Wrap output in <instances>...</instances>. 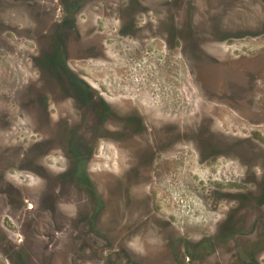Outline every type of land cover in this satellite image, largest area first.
Returning a JSON list of instances; mask_svg holds the SVG:
<instances>
[{
    "label": "rangeland",
    "instance_id": "374dc122",
    "mask_svg": "<svg viewBox=\"0 0 264 264\" xmlns=\"http://www.w3.org/2000/svg\"><path fill=\"white\" fill-rule=\"evenodd\" d=\"M88 7L81 14L77 31L69 33L67 52L55 49L60 45L55 43L58 38L43 34L42 30L50 24L53 32L55 29L54 21L45 15L21 21L25 17L19 13L20 32L34 29V34L12 38L6 32L3 36L0 33V82H5L0 91V172L17 182L20 189L29 190L31 200H37L48 178L70 170L102 208L98 220L100 236L119 245L141 264H166L169 255L192 253L190 245L180 244L183 239L197 242L230 235L226 230L233 227L235 233L245 222L264 223V212L251 211L253 205L261 206L254 201L244 199L239 207L228 198L226 204L220 203L218 211L214 198L199 197L187 182H146L143 176L140 179L143 132L135 130V117L120 111L122 114L103 121L102 113L96 112L93 105L77 106L76 98L86 93L82 86L77 88L64 81L68 78L64 69L68 67L86 79L94 93L108 97L123 94L124 100L115 105L119 109L143 110L145 100L154 108L157 103L152 97L163 90L169 107L177 100L180 109L188 110L194 100L196 106L203 104L202 81L212 85L219 77V69L207 51L220 45L221 38H208L204 32L209 33L216 21L222 24L221 29L238 30L240 16L248 19L260 11V17L251 22L258 28L233 33L241 37L223 38L226 42L221 45L234 46L239 51H264V2L180 0L176 6L171 0H95V5ZM5 14L8 13L0 6V16ZM171 15H177L180 37L174 64L162 60L167 67L161 85L157 83V55L165 54L166 40L171 42L172 38H155L152 34L148 37L143 31L171 30ZM120 31L133 32L137 37H111ZM48 53L51 59L56 55L60 58L58 64L54 59L51 63L46 61V56L50 58ZM98 53L102 55L100 59L96 58ZM113 57H119L120 65L109 63ZM172 70L179 72L174 82ZM11 93L15 96L8 102L7 95ZM187 119L180 118V123ZM220 120L232 124L233 117L228 114L215 118L218 124ZM241 121L243 132H253L259 141H264V126L253 127L245 119ZM117 126L127 128L120 131ZM254 152L244 149L243 161L250 162ZM211 163H216L212 169L218 170L221 163L229 167L231 161L216 159ZM195 177L201 176L196 173ZM41 197L46 205L44 194ZM70 201L63 212L67 220L79 215L80 207L73 198ZM154 207L162 217L149 215ZM248 226L249 223L245 225ZM33 263L38 264L28 262ZM0 264L12 263L0 256Z\"/></svg>",
    "mask_w": 264,
    "mask_h": 264
},
{
    "label": "flooded vegetation",
    "instance_id": "af4514ba",
    "mask_svg": "<svg viewBox=\"0 0 264 264\" xmlns=\"http://www.w3.org/2000/svg\"><path fill=\"white\" fill-rule=\"evenodd\" d=\"M179 1L171 0L176 6ZM93 3L95 5V0H0L1 8L8 13L0 16V33L3 36L6 32L12 38L28 36L35 30L23 29L20 32L19 13L22 12L25 17L21 21H30L39 14L45 15L50 21H54L55 29L53 32L50 24L48 29L42 30L43 34L58 38L55 43L60 45L55 46V49L58 47L60 52H67L69 33L77 31L81 14ZM259 14L260 11L252 13L248 19L240 16L238 21L242 23L238 30L221 29L222 24L216 21L209 33L204 32L208 38H221L218 41L220 45L207 51L219 69V77L212 85H206L202 81L204 94L200 95V102L203 104L196 106L194 100L187 107L188 110L180 109L177 100L175 105L169 107L165 101L167 97L162 94L163 90H160L156 98L152 97L157 103L154 108L145 100L143 110H121L115 105L124 100L123 94L108 97L94 93L86 79L68 67L64 69L66 75L68 74L64 81L77 88L82 86L81 90L84 89L86 93H82L80 99L76 98L77 106L93 105L96 112L102 113L103 121L112 119L113 115L122 114L120 111L135 117L138 121L135 130L143 132V174L138 175L140 179L143 176V181L176 183L181 180L187 182L192 192L199 197L208 200L214 198L215 210H218L220 203L226 204L229 198L232 202L236 201L239 207L244 199L254 201L261 206L253 205L251 211L264 212V141H259V137L253 132L248 135L243 132L241 121L245 119L253 127L264 126V51H239L237 47L221 45L226 42L223 38L241 37L236 34L234 36L233 33L258 28L251 22L256 21ZM192 16L190 15L191 19H194ZM171 21V30L143 31L148 37L152 34L150 36L155 38L163 39L165 35L172 38L171 42L166 40L165 54L161 52L157 55L156 69H160L157 83L161 85L164 79L163 70L167 67L164 64L173 62L176 58L180 37L177 15H171ZM247 22L249 25L243 26ZM133 34L135 33L120 31L118 35L112 33L111 37H137ZM140 42L143 43V40ZM50 53V58L46 56V61L51 63L54 59L55 65L58 64L60 58L56 55L51 59ZM142 53L144 51L141 50ZM96 56L97 59L102 57L99 53ZM163 58L166 60L164 63ZM118 59L119 57H113L109 63L119 64ZM172 72V81H177L179 72ZM227 76H230L228 82H224ZM3 85L5 82H0L1 92ZM7 96L9 102L15 95L11 93ZM228 114L233 117L232 124L224 120H220V124L215 121L217 116ZM0 116L3 114L0 113ZM180 118L188 119L181 124ZM116 128L121 131L127 127ZM244 149L247 152L256 151L250 162L243 161ZM216 159H229L231 164L228 167L226 163H221L218 170H213L216 163L211 162ZM180 169L182 173H179ZM196 173L201 176L199 179L195 177ZM47 180L48 184L39 191L37 200H31L29 190L20 189L17 182L9 179L1 170L0 256L6 257L12 264H141L130 258L119 245L100 236L98 220L102 208L70 170H64ZM245 184L247 188H244ZM42 194L45 196L46 205H43ZM71 198L80 207L79 215L67 220L63 212ZM151 214L163 216L156 207L151 209L149 215ZM168 220L171 225V219ZM230 221L234 224V221ZM234 229L235 227L226 230L224 227L231 234L221 235L222 237H207L197 242L181 240L180 244L190 245L193 252L169 255L166 264H264V223L245 222L237 232L234 233Z\"/></svg>",
    "mask_w": 264,
    "mask_h": 264
},
{
    "label": "bare ground",
    "instance_id": "6f19581e",
    "mask_svg": "<svg viewBox=\"0 0 264 264\" xmlns=\"http://www.w3.org/2000/svg\"><path fill=\"white\" fill-rule=\"evenodd\" d=\"M145 94V93H144ZM118 97V96H117Z\"/></svg>",
    "mask_w": 264,
    "mask_h": 264
}]
</instances>
